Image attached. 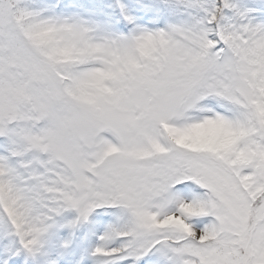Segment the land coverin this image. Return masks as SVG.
Returning a JSON list of instances; mask_svg holds the SVG:
<instances>
[{"label":"snow or ice","instance_id":"snow-or-ice-1","mask_svg":"<svg viewBox=\"0 0 264 264\" xmlns=\"http://www.w3.org/2000/svg\"><path fill=\"white\" fill-rule=\"evenodd\" d=\"M41 257L264 264V0H0V264Z\"/></svg>","mask_w":264,"mask_h":264},{"label":"bare ground","instance_id":"bare-ground-1","mask_svg":"<svg viewBox=\"0 0 264 264\" xmlns=\"http://www.w3.org/2000/svg\"><path fill=\"white\" fill-rule=\"evenodd\" d=\"M91 227L93 229L92 232L95 234V238H98L99 235H101L102 232H103V230H104V226L103 225H93ZM76 243L77 244H81V239H77L76 240ZM83 247L88 248V249H92L94 247V240H93V238L88 237L86 239V243H85V245H83ZM39 262L44 263V258L41 257Z\"/></svg>","mask_w":264,"mask_h":264},{"label":"rangeland","instance_id":"rangeland-1","mask_svg":"<svg viewBox=\"0 0 264 264\" xmlns=\"http://www.w3.org/2000/svg\"><path fill=\"white\" fill-rule=\"evenodd\" d=\"M93 215H94V214H93ZM93 215H92V216H93ZM90 217H91V216H90ZM90 217H89V220H90ZM67 220H68V223H69L71 220H73V219H72V216H71V215H67Z\"/></svg>","mask_w":264,"mask_h":264}]
</instances>
